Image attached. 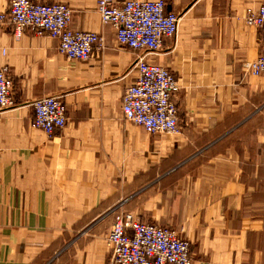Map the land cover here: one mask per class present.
Wrapping results in <instances>:
<instances>
[{
  "label": "crops",
  "instance_id": "obj_1",
  "mask_svg": "<svg viewBox=\"0 0 264 264\" xmlns=\"http://www.w3.org/2000/svg\"><path fill=\"white\" fill-rule=\"evenodd\" d=\"M33 1L67 4L72 29L104 39L69 61L55 39L15 37L0 21L14 102L0 112V264H110L106 233L120 211L180 229L192 264H264V74L244 68L262 41L243 22L264 0H164L178 32L147 59L180 86L171 135L124 120L137 52L101 23L97 0ZM49 95L66 108L52 136L30 125V103Z\"/></svg>",
  "mask_w": 264,
  "mask_h": 264
},
{
  "label": "built area",
  "instance_id": "obj_2",
  "mask_svg": "<svg viewBox=\"0 0 264 264\" xmlns=\"http://www.w3.org/2000/svg\"><path fill=\"white\" fill-rule=\"evenodd\" d=\"M104 23L113 26L119 44L137 52L133 68L137 76L124 91L122 112L125 119L147 133H174L178 128L176 107L171 98L179 90L177 80L167 67L147 56L159 52L164 37L177 30L178 17L166 11L163 0H99ZM71 11L61 4H39L31 0H10L9 12L0 15L19 37L25 29L58 40L57 51L69 61H86L101 38L97 33L69 28ZM246 22L256 25L263 39V54L246 66L253 72L264 71V3L256 13L247 10ZM246 68V67H245ZM247 69V68H246ZM13 104L8 68L0 66V112ZM31 126L48 136L63 128L66 109L59 96H44L31 103ZM111 264H191L187 242L170 229L143 224L131 214L117 219L107 232Z\"/></svg>",
  "mask_w": 264,
  "mask_h": 264
},
{
  "label": "rangeland",
  "instance_id": "obj_3",
  "mask_svg": "<svg viewBox=\"0 0 264 264\" xmlns=\"http://www.w3.org/2000/svg\"><path fill=\"white\" fill-rule=\"evenodd\" d=\"M10 1V0H9ZM33 3H38V2H35V1H33V0H31ZM98 1L99 0H97V4H96V11H97V13L99 14V16H100V20H101V23L102 24H108V25H110L111 27H112V29L114 30V28H113V26L111 25V24H109V23H104L103 21H102V19H101V15H100V13H99V9H98ZM116 2H118V3H121V2H125V1H128V0H123V1H119V0H115ZM141 1V0H140ZM144 1V0H143ZM164 1V0H163ZM165 2V1H164ZM264 2H262L261 4H259V6L256 8V9H251V11L253 12V13H256L257 12V10H258V8L263 4ZM39 4H61V5H64V6H66L67 8H69L70 9V11H71V14H72V10H71V8L67 5V4H65V3H62V2H52V3H39ZM165 4H166V2H165ZM247 10L248 9H246V11H245V13H244V15H243V22L246 24V25H248V26H254V27H256L257 29H258V31H259V34H260V39H261V41H262V51H260V54L254 59V60H252V61H245L244 62V68H245V70H246V72H248V73H251V74H254V75H261V74H264V71H261V72H259V73H255V72H253L250 68H248L246 65L248 64V63H253V62H255L257 59H258V57L259 56H261L262 54H263V39H262V36H261V31H260V29H259V27H257L256 25H252V24H248L247 22H246V14H247ZM8 12H9V2H8ZM171 12H173V11H171ZM174 14H176L177 15V17H178V25H177V30H176V33L172 36V37H175L176 36V34H177V32H178V26H179V21H180V16H179V14H177V13H175V12H173ZM1 15V14H0ZM7 16V15H6ZM72 16V15H71ZM5 20V19H4ZM0 21H3V20H0ZM71 21V20H70ZM69 28L71 29V30H73V31H86V32H93V31H87V30H77V29H72L71 27H70V22H69ZM93 33H97L98 35H99V37L101 38V41H100V43L99 44H96L95 46L96 47H99V48H101L102 47V45H103V36L100 34V33H98V32H93ZM114 33H115V31H114ZM50 37V36H49ZM116 37V36H115ZM52 38V37H51ZM164 38H171V37H164ZM53 39H55V38H53ZM56 41H57V44H58V40L57 39H55ZM116 41H117V39H116ZM118 42V41H117ZM162 44H163V41H162ZM121 45V44H120ZM95 46H93V48H92V52H91V56H92V54H93V49H94V47ZM123 46V45H122ZM161 47H162V45H161ZM161 49V48H160ZM62 55V54H61ZM90 56V57H91ZM65 57V56H64ZM89 57V58H90ZM66 58V57H65ZM67 59V58H66ZM68 60V59H67ZM76 61H78V60H76ZM5 67H7V66H5ZM8 68V67H7ZM169 70V69H168ZM170 71V70H169ZM8 74H9V69H8ZM9 76V75H8ZM178 85H179V83H178ZM179 89H180V86H179ZM179 91V90H178ZM176 94H173V96H172V98H171V100H172V102L174 103V105H175V107H176V110L178 111V108H177V106H176V104H175V102H174V96H175ZM49 96H59V95H49ZM42 97H44V96H42ZM60 98H61V96H59ZM39 98H41V97H39ZM36 99H38V98H36ZM36 99H34V100H36ZM34 100H32V102L34 101ZM62 100V99H61ZM13 101V100H12ZM31 102V103H32ZM14 103V102H13ZM31 103H30V105H31ZM66 109V108H65ZM121 111H122V105H121ZM33 114H34V112H33ZM122 114H123V112H122ZM65 115H66V112H65ZM123 117H124V115H123ZM177 118H178V113H177ZM124 120L126 121V122H128L126 119H125V117H124ZM179 120V119H178ZM129 123H131V122H129ZM65 124H66V122H65ZM65 124H64V126H65ZM131 124H133V123H131ZM30 125H31V122H30ZM133 125H135V124H133ZM63 126V127H64ZM135 126H137V125H135ZM137 127H140V126H137ZM141 128V127H140ZM62 129V128H61ZM142 129V128H141ZM143 130V129H142ZM144 131V130H143ZM180 131V129H179V126H178V128H177V131L176 132H174V133H170V134H168V133H164V132H157V133H163V134H168V135H171V134H176V133H178ZM147 133V132H146ZM148 134H155V133H148ZM52 136V135H51ZM113 214V212L111 211V212H109V214ZM115 213V212H114ZM126 214H131L132 215V217L135 219V220H137V221H139V222H141V223H143V224H147V225H153V226H156V227H160V228H167V229H170V230H173L176 234H177V236L180 238V239H182L183 241H185V242H187V244H188V247H189V256H190V258H191V264H192V255H191V252H190V242H189V240L187 239V238H185L183 235H182V233H181V230L179 229H172V228H168V227H163V226H159V225H156V224H152V223H149L148 221H146V220H143V219H141L138 215H135L133 212H126V211H120V212H117V213H115V215H114V220H113V222L110 224V226L117 220V219H119V218H121V217H123L124 215H126ZM110 226H109V228H110ZM109 228H108V230H109ZM108 230H107V232H108ZM106 241H107V233H106ZM108 244V243H107ZM109 246V245H108ZM109 249H110V247H109ZM110 256H111V252H110ZM111 264V263H110Z\"/></svg>",
  "mask_w": 264,
  "mask_h": 264
}]
</instances>
